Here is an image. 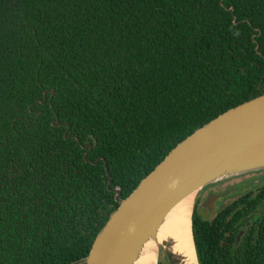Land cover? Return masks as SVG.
<instances>
[{
    "label": "trees",
    "instance_id": "trees-1",
    "mask_svg": "<svg viewBox=\"0 0 264 264\" xmlns=\"http://www.w3.org/2000/svg\"><path fill=\"white\" fill-rule=\"evenodd\" d=\"M263 94L264 0H0V264L86 257L115 188ZM261 189L238 246L194 214L201 264H264Z\"/></svg>",
    "mask_w": 264,
    "mask_h": 264
},
{
    "label": "water",
    "instance_id": "water-1",
    "mask_svg": "<svg viewBox=\"0 0 264 264\" xmlns=\"http://www.w3.org/2000/svg\"><path fill=\"white\" fill-rule=\"evenodd\" d=\"M263 169L264 94L228 109L179 142L129 196L115 188L119 207L90 253L69 264H139L151 242L157 245L155 264L163 253L169 264H193L175 251L177 239L165 231L174 208L187 199L188 229L201 264L194 231L198 194L209 184Z\"/></svg>",
    "mask_w": 264,
    "mask_h": 264
},
{
    "label": "flooded vegetation",
    "instance_id": "flooded-vegetation-1",
    "mask_svg": "<svg viewBox=\"0 0 264 264\" xmlns=\"http://www.w3.org/2000/svg\"><path fill=\"white\" fill-rule=\"evenodd\" d=\"M251 175V179L248 181L251 185L254 183L257 184V186L251 187L248 186L246 188V191L243 192L241 190V194L239 196H235L234 198H231V200H227L228 195H230V191L233 189H225L224 184L226 182H229L230 180L238 177H244V176H249ZM247 181V180H245ZM264 186V169L259 170L256 172H251L244 174L243 176H237L233 177L227 180L219 181L216 183L209 184L206 186L198 195L197 200H196V210L195 213L198 214L199 220L202 222L203 220H214L217 215H219L220 212L224 211L228 218H231V215H233L235 212L238 213V218H232L229 220L230 224L234 225L235 227V232L230 231L227 236L231 238V240H228V244H232L233 242L235 243L236 246L240 245L243 242L244 237L247 235L249 232L250 227H254L255 223L253 220H247L246 224H244V221L242 219V211L244 210V205H243V195L245 193L249 192H257L259 190L262 191L261 187ZM213 197V200L211 201V198ZM264 209V199L263 203L260 210ZM207 212L208 214H212L215 212V216L213 218H205L203 215V212ZM201 213L203 216H201ZM255 213V212H254ZM258 213V212H257Z\"/></svg>",
    "mask_w": 264,
    "mask_h": 264
},
{
    "label": "bare ground",
    "instance_id": "bare-ground-1",
    "mask_svg": "<svg viewBox=\"0 0 264 264\" xmlns=\"http://www.w3.org/2000/svg\"><path fill=\"white\" fill-rule=\"evenodd\" d=\"M191 210V200L187 199L174 208L171 219L165 231L177 239L175 251L186 254L190 257L189 262L198 264L197 255L194 248L192 236L189 232V216ZM157 260V245L151 242L148 251L140 259L139 264H155Z\"/></svg>",
    "mask_w": 264,
    "mask_h": 264
},
{
    "label": "rangeland",
    "instance_id": "rangeland-1",
    "mask_svg": "<svg viewBox=\"0 0 264 264\" xmlns=\"http://www.w3.org/2000/svg\"><path fill=\"white\" fill-rule=\"evenodd\" d=\"M243 176V175H242ZM251 177V175H249V176H244V177H238V178H234V179H232V180H230L229 182H226L225 184H224V188L225 189H232L233 187H234V191H233V189L229 192L230 193V195H228V198H227V200H231V198H234L235 196H239L242 192H241V190L243 191V192H245L246 191V188L248 187V186H251V187H256L257 186V184L255 183H253L252 185L250 184V183H248V181L251 179L250 178ZM249 179V180H248ZM227 180V179H226ZM245 180H247V181H245ZM199 195V194H198ZM198 197V196H197ZM197 200V199H196ZM203 215H204V217L205 218H213L214 216H215V212L214 213H212V214H208L206 211L205 212H203ZM202 215V213H201V216H203ZM165 258H164V253H163V255H162V260L161 261H163Z\"/></svg>",
    "mask_w": 264,
    "mask_h": 264
}]
</instances>
